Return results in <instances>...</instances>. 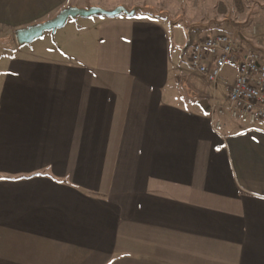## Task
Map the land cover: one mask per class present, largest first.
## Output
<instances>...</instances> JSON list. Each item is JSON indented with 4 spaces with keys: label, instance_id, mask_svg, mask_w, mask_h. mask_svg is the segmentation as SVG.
I'll use <instances>...</instances> for the list:
<instances>
[{
    "label": "crops",
    "instance_id": "crops-1",
    "mask_svg": "<svg viewBox=\"0 0 264 264\" xmlns=\"http://www.w3.org/2000/svg\"><path fill=\"white\" fill-rule=\"evenodd\" d=\"M71 6L137 12L17 44ZM153 8L0 0V264H264V125L217 115L235 77L200 79Z\"/></svg>",
    "mask_w": 264,
    "mask_h": 264
},
{
    "label": "built area",
    "instance_id": "built-area-1",
    "mask_svg": "<svg viewBox=\"0 0 264 264\" xmlns=\"http://www.w3.org/2000/svg\"><path fill=\"white\" fill-rule=\"evenodd\" d=\"M252 34L259 38V48H245L234 36L219 33L199 34L187 53L190 68L205 83L218 84L226 68L236 71L226 101L215 107L217 115L247 125H264V32L257 27ZM222 122L216 123L220 129Z\"/></svg>",
    "mask_w": 264,
    "mask_h": 264
},
{
    "label": "rangeland",
    "instance_id": "rangeland-1",
    "mask_svg": "<svg viewBox=\"0 0 264 264\" xmlns=\"http://www.w3.org/2000/svg\"><path fill=\"white\" fill-rule=\"evenodd\" d=\"M111 0H101L106 4ZM129 3L131 0H123ZM149 4L150 13L169 19L174 24L179 23L185 26L188 33L184 35L183 31H175L176 42L183 41L190 30H200V33H225V24L231 23L235 27L242 24L243 28L264 26V0H244V11L240 12L233 1L225 4V1L216 3L211 0H144ZM167 7L166 11H163ZM74 19L69 20L66 28H71ZM75 20H81L76 18ZM230 25V24H227ZM231 27L235 33H241L239 29ZM252 27V28H253ZM233 28V29H232ZM4 32L0 30V54L7 51ZM252 32V29H251ZM179 38V39H178ZM41 40V39H39ZM39 42V41H37ZM35 44V43H34ZM4 51V52H3ZM236 76V71L226 68L219 81L225 83V79L232 80ZM186 94L187 92L182 91Z\"/></svg>",
    "mask_w": 264,
    "mask_h": 264
},
{
    "label": "water",
    "instance_id": "water-1",
    "mask_svg": "<svg viewBox=\"0 0 264 264\" xmlns=\"http://www.w3.org/2000/svg\"><path fill=\"white\" fill-rule=\"evenodd\" d=\"M136 12L137 9L128 10L124 6H118L111 10L100 6H91L89 8L71 6L61 10L54 18L45 22L17 29L15 31V38L19 46H25L41 38L45 33H54L62 29L71 19H88L95 16L115 18L121 15L133 16Z\"/></svg>",
    "mask_w": 264,
    "mask_h": 264
},
{
    "label": "trees",
    "instance_id": "trees-1",
    "mask_svg": "<svg viewBox=\"0 0 264 264\" xmlns=\"http://www.w3.org/2000/svg\"><path fill=\"white\" fill-rule=\"evenodd\" d=\"M235 7L240 11L243 12L244 11V0H232ZM200 34V30H190L189 34H188V41L183 49V54L185 55L187 53V51L190 49V47L193 44L194 38L196 36H198Z\"/></svg>",
    "mask_w": 264,
    "mask_h": 264
}]
</instances>
